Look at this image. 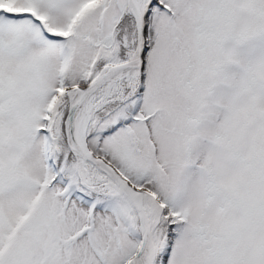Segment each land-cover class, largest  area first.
<instances>
[{
    "label": "snow or ice",
    "instance_id": "1",
    "mask_svg": "<svg viewBox=\"0 0 264 264\" xmlns=\"http://www.w3.org/2000/svg\"><path fill=\"white\" fill-rule=\"evenodd\" d=\"M0 264H264V0H0Z\"/></svg>",
    "mask_w": 264,
    "mask_h": 264
}]
</instances>
